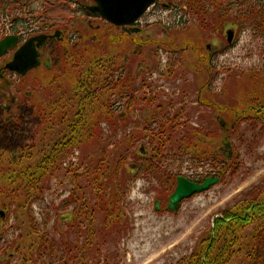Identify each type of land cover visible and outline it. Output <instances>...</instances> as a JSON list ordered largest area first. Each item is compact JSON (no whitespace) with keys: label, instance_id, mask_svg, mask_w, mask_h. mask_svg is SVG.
Here are the masks:
<instances>
[{"label":"rangeland","instance_id":"rangeland-1","mask_svg":"<svg viewBox=\"0 0 264 264\" xmlns=\"http://www.w3.org/2000/svg\"><path fill=\"white\" fill-rule=\"evenodd\" d=\"M65 1L64 3L68 4L67 1L69 0ZM74 1L78 2V0H73L69 11L63 12L59 9L52 13V16L58 20L63 16L66 20L62 23L66 24V21L69 20L73 22L74 29L71 28L73 45L71 46L76 44L79 48L81 42L80 52L83 56H89V52L94 51L96 53L95 51H97V56L105 58L104 61L108 60L109 62L113 57L119 58L118 62L120 64L128 66L127 75L129 73L133 76L136 75L133 86L134 90H138L139 98H143L142 95H152L160 97V101L175 98L181 103L184 94L188 106L186 114H192V122L207 127L209 121L207 122L202 116L208 113L212 115L217 130H220L218 124L220 118H224L228 123L233 124L235 120L234 113L231 110H238V114H243V112L249 115L262 113L259 112V108L255 107H258V104L264 106V97L257 93L264 90V66L262 62L264 53L258 50V43L254 40L249 26L239 27V24H237V28L231 26L233 30L236 29V36L231 45L228 44L224 28H221L218 33L212 34L201 30L196 19L185 25V29L184 25H178L176 29L173 27L170 28L172 31L166 32L163 27L171 20L166 18L155 19L153 16H148L141 21L140 26H135L142 29L141 34H132L128 30L115 29L99 18L87 16L81 10V7L92 6V0H81V4ZM26 10L25 12L6 11L5 16L0 11V23L7 26L4 29V34L11 30L10 26L14 18L23 19L24 27L17 29L27 31L26 28L30 27L28 26L29 22H32V14H30L32 11ZM229 22L233 23L232 20ZM62 29L66 31V28L62 27ZM65 33L66 38L70 39V34ZM125 34L128 35V38ZM95 36L100 38L102 49L94 50V48H91L92 43L89 39ZM140 42H143L144 45L135 47L134 44L137 45ZM187 43L201 45V48L203 47L202 49L205 50L208 46H211L212 54L216 53L212 68L207 69L205 67L207 71L212 72L210 76H208L206 70L199 73L201 79H198L194 74L191 67L194 63L192 61L196 59L195 54H171L172 49L181 50L185 48ZM259 44L261 45V43ZM94 45L98 44L94 43ZM73 49L75 50V48ZM85 50L89 54H85ZM212 54L208 53L205 56L207 59H211ZM177 59L179 61L177 66H184V71L176 72L170 77L169 67ZM3 62L0 63V68L4 67L5 63ZM80 64L77 62L66 67L62 66V72L58 68L57 72L61 74L56 75V79L49 81L38 80L39 74L34 75L33 73L24 80L10 78L11 83H14L10 87L0 82V108L10 105L11 101L15 102L12 104L13 110L11 113L18 119L15 127L0 132V150L7 149L12 153H19L24 150L26 157H29L31 154L28 150L32 147L33 157L27 161L25 160V163H28L29 161L39 160L38 157H42L43 152H47L52 147L53 137L60 133L59 129L61 128L57 125L55 127L52 125L51 129L43 126L42 123L45 122V117L42 107H47L54 99L59 101L64 97H68L73 99V101L71 100L73 104L70 113L71 115L75 113L78 109L77 102L74 101L77 94L76 85L83 78L82 73L84 70H89L85 65L76 70V65L79 67ZM63 73H66L64 74L65 78H61ZM127 75H125V78ZM144 82L146 84L143 88ZM207 82H212V84L205 88L208 85ZM24 94H29L31 99L25 98ZM199 101H203L205 104L201 105V108L197 104ZM211 103L218 104V107H227L229 111L222 112L216 109L217 107L208 108ZM181 105H178L177 108L180 109ZM144 107L145 105H140L139 111L136 113L138 120L135 118L136 121L141 123L147 119V112L141 111ZM25 108L35 109V115L28 123L25 120L26 116L22 117L20 115V113H24ZM58 112L61 113V110H58ZM21 118L22 121H19ZM54 121H56L55 116H53ZM241 122L243 121L241 120ZM262 122L263 120L258 124L257 121H248L242 126V131H232L230 129L226 132L230 138L232 150L236 154L234 159L237 155H240L239 160L244 164L242 171L234 177L229 175L228 178L210 191L183 201L176 212L167 210L168 198L173 190L165 192L158 181H151L142 175L135 177L132 173L133 162L131 160L127 161L126 167L119 174L123 189L121 206L123 218L117 220L115 224L110 223L111 225L109 224L106 228L104 214L97 213L94 226L97 232L101 234L99 237L100 243L98 242L94 249L85 245L88 239L87 232L90 228H84L86 236L83 235V238L81 236V242H78V236L73 231L70 239L73 244L75 243V246L77 244L75 247L77 250L74 252V255H77V261L82 259V251L80 250L82 248L84 249L83 254L89 257L87 264H107V260L109 261L108 264H179L184 257L195 250L198 242L209 234L216 220L224 211L233 207L235 202L251 197L253 187L264 180V128L260 126ZM55 123L57 124L58 121ZM105 128L111 129L107 123H104L101 127L102 130ZM134 128V125L131 124L128 131ZM246 129L249 131H243ZM108 137L109 134L105 132V142ZM242 137L245 139V145L240 144V138ZM227 138L224 137L221 140L223 151L227 149L226 144L230 143ZM141 139L137 144V148L146 143ZM92 144L90 143L80 150L68 151L64 167L45 178L41 185V188H45L43 195L32 206L30 205L36 218V225L43 227L44 215L49 213L52 215L53 220L45 231L52 238L59 240L61 231H56V229L64 230L69 227V224L63 225V222L58 223V220L62 217L69 220L67 215L80 205L78 202L74 204L75 201L69 203L68 201L73 191L79 192L78 188L81 185L83 187L87 186L88 181L84 177L85 172L90 167L93 169L95 164L93 162L90 164V155L92 150L95 152V149L98 148L97 142L93 141ZM124 151V148L119 150L120 154H123ZM102 158L101 155H98L93 158V161H100ZM70 164H73L72 173L68 169ZM112 165L114 167L113 159ZM77 167H80V169L76 171ZM192 173L193 170H188L185 165L182 174L189 176ZM77 176L81 177L77 182L80 185H76V182H74ZM88 184L91 187L88 192L90 193V190L93 192L91 183L88 182ZM79 194L81 195L80 192ZM92 199L91 202L94 204ZM156 201L159 202V210L155 208ZM6 203H8V211L5 210L7 216L6 218H0V232L5 234L4 238L6 239V241L3 239L1 242L3 251L0 252V259L9 258L10 264H20L21 258L16 253L15 247L24 227L18 218L21 214V208L18 202L7 200ZM68 204L69 207L64 210L63 207ZM1 210L4 211L2 206H0ZM75 225L78 226L77 221ZM247 229L251 230L252 226ZM92 240L93 235L90 238V241ZM4 250H7V252ZM20 252L22 254L23 249H20ZM243 256L244 253H241L240 257ZM240 262L241 258L237 255L230 264H240Z\"/></svg>","mask_w":264,"mask_h":264},{"label":"trees","instance_id":"trees-1","mask_svg":"<svg viewBox=\"0 0 264 264\" xmlns=\"http://www.w3.org/2000/svg\"><path fill=\"white\" fill-rule=\"evenodd\" d=\"M64 2L66 1L0 0V11L4 15L6 11L25 12L29 9L26 11H32L30 14L34 24L41 22L50 28L59 26L69 31V25L62 23L66 20L63 16L61 21L52 16V13L59 9L63 12L71 9L70 4H73V0L67 1L68 4ZM184 2L193 17L198 18L199 26L203 31H219L232 20L240 27L253 24L251 27L254 28L256 37L259 40L264 39V0H238L236 17L214 16L218 12L216 6L218 0H183ZM75 3L81 4V0ZM221 5L223 11L230 12L229 4L226 8L223 7L224 3ZM81 10L88 15L97 16L89 14L83 6ZM208 13H210L209 18L206 16ZM16 21L23 24V19L16 18ZM126 37L128 38V35ZM89 40L92 43L91 48L102 49L98 36ZM202 48L201 45L187 43L183 51H180L183 54L196 55V59L192 61L194 63H191V69L198 79H201L199 73L206 70L205 67L211 68L205 56L206 50ZM64 49L61 48L57 52L58 64L70 65L78 62L81 64L79 67L76 65V70L84 65L89 68L84 70L83 78L76 85L77 94L74 90L76 94L74 101L77 102L78 109L71 115L73 99L68 97L59 101L54 99L47 107H42L45 117L43 126L51 129L52 125L54 127L57 125L61 129H59L60 133L56 132L57 134L53 137L52 147L47 152L44 151L42 157H38L39 160L25 163L33 157L32 147L28 150L31 154L29 157H26L24 150L19 153H12L7 149L0 150V189H2L0 190V206L7 216L6 201L18 202L21 208L18 218L24 225L15 247L16 253L21 258L20 264H79V262L87 264L89 257L83 254L82 248H80L82 259L77 261V255H74L77 244L75 246L70 239L71 233L75 231L78 242H81V236L82 238L83 235L86 236L84 228H90L85 245L94 249L98 242L100 243L101 234L94 226L97 213L104 214L106 228L110 223L115 224L117 220L123 218L121 207L123 189L119 174L129 160L133 162L132 173L135 177L142 175L151 181L156 180L165 192L174 191L178 177L183 175L185 165L188 170H193L192 175L187 177L195 182L202 181L206 177L205 174L211 176L213 173L224 181L229 175L236 176L244 167L243 162L239 160L240 155L234 159V152L221 149L223 144L221 140L228 137L227 131L222 129L220 123H218L220 130L215 129V121L211 114L202 116L207 122L209 121L207 127L192 122V114H186L188 106L184 94L181 103L175 98L160 101V97L152 95H142L144 97L139 98L138 90H134L133 86L136 75L133 76L130 73L127 75L128 66L120 64L119 58L113 57L109 63L108 60L104 61L105 58H99L97 51H95L97 54L93 51L89 52V56H83L80 52L81 42L79 48L76 47L75 50L68 47ZM89 53L85 50V54ZM188 59L191 60L190 57ZM178 62L177 59L170 66V77L176 72L184 71V66H177ZM209 71L206 70L208 76L212 73ZM125 75H127L126 78ZM127 90H130V93ZM200 102L201 108V105L205 104L203 101ZM141 104L145 105L141 111L147 112V119L143 123L135 120ZM178 105L182 107L178 109ZM208 108H216L222 112L229 111L227 107H218L215 104H209ZM58 110H61V113ZM53 116L58 121L57 124L56 121L53 122ZM104 123H107L111 129L102 130ZM131 124L135 128L128 131ZM105 132L109 134L106 142ZM140 139L146 143L137 148ZM227 140L230 142L229 137ZM93 141L97 142L98 148L95 152L92 150L89 161L90 164L93 162L95 165L93 169L92 167L87 169L84 176L91 183L93 192L91 190L90 193L88 192L89 188L91 189L88 182L86 187L81 185L78 188L82 196L79 192H72L68 203L75 201L74 204L78 202L80 205L79 207L76 205L77 209L67 215L69 220H65V217L58 220V223L69 224V227L64 230L56 229L61 231L59 240L52 238L45 232L53 220L52 215L50 213L44 215L43 227L36 225L31 206L43 195L45 188H41V185L45 178L64 167L67 152L83 149ZM240 144L245 145L244 138H240ZM123 148L125 151L120 154L119 150ZM98 155L103 158L100 161H93V158ZM68 169L71 172L73 164H70ZM79 169L80 167H77L76 171ZM81 177L75 178L76 185H80L77 182ZM252 190L250 198L246 197L244 201L235 202L233 207L224 212L223 218L216 220L209 234L203 237L195 250L184 257L179 264H230L237 255L241 258L240 264H264V199H262L264 180ZM91 199L94 200V204ZM68 207L69 204L63 209L66 210ZM55 210L57 211L56 207ZM234 214L239 216L234 217ZM76 221L78 226L75 225ZM250 226L252 229L248 230ZM92 235L93 240L90 241ZM4 236L5 234L0 232V252L3 251L1 242L5 239ZM20 249L24 251L22 254ZM4 251L7 252V250ZM241 253H244L243 257H240ZM9 260V258L0 259V264H10ZM108 262L107 260L106 263Z\"/></svg>","mask_w":264,"mask_h":264},{"label":"flooded vegetation","instance_id":"flooded-vegetation-1","mask_svg":"<svg viewBox=\"0 0 264 264\" xmlns=\"http://www.w3.org/2000/svg\"><path fill=\"white\" fill-rule=\"evenodd\" d=\"M238 0H218V3L216 4L218 12L217 14H214V16L216 17H227L228 15H230L231 17H236V15L238 14L237 12V3ZM222 3H224L223 7L226 8V6L229 4V11H223L222 10ZM221 5V6H220ZM188 6L185 4V2L183 3V0H157L155 5L153 7H151L149 9V11L146 13V15L144 16V19L147 18L148 16H153L155 17V19H162V18H169V19H185L187 16H189V11H188ZM206 15V14H205ZM207 17L210 16V13H208L206 15ZM232 26V25H231ZM251 26H253V24H251ZM250 27V30L252 32V36L254 37V35L256 34V32H254V28ZM7 26L0 24V41L5 38L6 36H18V40H17V45L14 48H11L9 50H7L6 52H4L1 56H0V63L2 61H4L3 63H5L4 67L0 68V82L5 83L6 85H8L10 87V85H14V83L10 81L11 79H25L28 78L32 72L35 71H31L28 73V75L26 77H22L21 75H19L16 72H12L10 70L7 69V65L13 60L15 53L18 51V49L22 46V44L27 41L28 39H30L33 36L36 35H47L49 38L42 44V46L38 49L39 51V57L41 60V66L37 69L38 71L41 70H47V71H51L53 68H55V56L59 55L57 52L60 50V48L62 47L60 44L65 40L66 35L64 34V32H62V34L60 36H56V31L54 32H47V29H44L43 31H38V30H28V31H15V30H8L7 33L4 34V29H6ZM11 28V27H10ZM232 29V27L230 26H226V34L227 32ZM165 31V29H163ZM235 36H236V30H235ZM227 39V36H226ZM261 43L262 45V50L264 52V39H261ZM76 46V44L74 45V47ZM65 48H67L65 46ZM208 53L212 54V48L211 46L207 47ZM264 55V54H263ZM264 58V56H263ZM263 62V66H264V59L262 60ZM44 77L46 79H53L54 77L49 75L48 73H46V75H44ZM43 77V79H44ZM6 79V80H5ZM1 88V87H0ZM0 94H1V89H0ZM10 105L5 106L4 108H0V130H5L9 127L10 124L11 127H15L17 125L16 121L18 119H16V117L11 113L13 110L12 104H14L15 102L11 101ZM259 110H264L263 108H259ZM21 116H26V120H28V122L30 121V119L33 117L34 115V109L31 108H25L24 113H20ZM22 120V118H21ZM16 123V124H14ZM243 125H239L236 124L233 127H239L241 128ZM244 201V199H243ZM239 205H243V204H239ZM238 214H234V217H238ZM232 219V218H231Z\"/></svg>","mask_w":264,"mask_h":264},{"label":"water","instance_id":"water-1","mask_svg":"<svg viewBox=\"0 0 264 264\" xmlns=\"http://www.w3.org/2000/svg\"><path fill=\"white\" fill-rule=\"evenodd\" d=\"M95 5L89 7L92 13L99 14L102 19L114 26H130L135 24L154 4L156 0H93ZM133 32H139L138 29ZM229 42L232 41L233 33L229 34ZM46 37L41 36L29 40L16 54L14 61L9 64L8 68L17 71L25 76L30 70L40 65L39 54L35 48V42L38 47L41 46ZM16 45L15 37H8L0 44V55L7 49ZM217 178H208L203 183H194L187 178H178L175 192L169 198L168 210L175 212L183 200L189 199L196 194L208 191L218 183ZM156 209L159 210V204L156 203Z\"/></svg>","mask_w":264,"mask_h":264}]
</instances>
